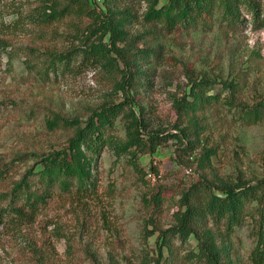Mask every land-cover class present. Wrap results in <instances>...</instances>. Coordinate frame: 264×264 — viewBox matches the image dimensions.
<instances>
[{"label": "rangeland", "instance_id": "1", "mask_svg": "<svg viewBox=\"0 0 264 264\" xmlns=\"http://www.w3.org/2000/svg\"><path fill=\"white\" fill-rule=\"evenodd\" d=\"M50 6L59 15L46 20L41 11ZM147 6L148 0H0V40L11 54L8 60L0 50V164L8 163L0 191L36 155L67 146L73 127L51 124L52 118L81 124L92 110L119 103L123 111L108 134L124 137L131 110L143 139L161 137L152 152L137 153L139 171L128 155L103 146L92 195L55 194L32 219L15 226L0 220V264H200L185 256L196 251L192 234L183 242L170 236L158 248L159 231L175 224L181 193L200 179L215 192L264 181V119L244 124L234 111L264 98V30L248 22L226 28L212 19L205 27L165 31L143 19ZM107 20L121 31H110ZM97 43L108 62L81 58ZM57 53L69 56L66 65L45 74ZM204 78L219 99L191 109L185 105L191 81ZM221 83L234 87L220 89ZM230 91L227 108L220 98ZM156 191L161 199L154 203ZM252 206L226 238L216 228L226 250L220 264H254Z\"/></svg>", "mask_w": 264, "mask_h": 264}, {"label": "trees", "instance_id": "2", "mask_svg": "<svg viewBox=\"0 0 264 264\" xmlns=\"http://www.w3.org/2000/svg\"><path fill=\"white\" fill-rule=\"evenodd\" d=\"M41 14L46 20L56 19L59 15L54 6H50L48 12L42 10ZM142 17L145 21L158 23L165 31L205 27L212 19H217L226 28L234 29L237 24L248 22L252 28L264 30V0H164L162 3L148 0ZM106 25L113 31L115 24L112 20H107ZM6 47L7 43L0 40V50L9 60L11 54ZM104 48L99 43L89 44L81 52V58L89 63H99L104 59L106 63L110 56L104 52ZM68 58L63 53L53 54L46 64L45 74L48 70L54 71L59 63L66 65ZM191 83V103H185L187 107L194 109L198 103L206 104L207 101L219 99V92L208 93L212 86L209 80L204 78L192 80ZM220 87L231 90L234 86L221 83ZM233 95L230 91L229 95L224 94L220 98L227 108L233 106ZM121 108L119 103L104 104L92 110L81 124L72 119L52 118L51 124L56 125L61 121L63 125L73 127L67 146L36 155L35 161L18 179L7 183L5 190L0 191V220L15 226L32 219L55 194L78 197L92 195L95 189L94 160L103 146L110 147L116 155H128L131 165L139 171L137 153L152 152L161 137L148 134L143 139L139 129L141 121L131 110L124 124V137L108 134L106 131L111 128L116 115L123 111ZM234 111L241 123L260 122L264 119V98L252 106H239ZM178 132L183 133V129ZM167 137L180 139L175 133H168ZM183 147L191 150L193 144L187 143ZM7 168L8 163L0 164V182L7 175ZM217 191H213L205 180L192 182L181 193L178 210L173 214L175 224L159 231L158 248L161 244L168 245L170 236L175 235L183 242L192 234L196 239V251L186 252L187 261L195 259L200 264H220L222 252L226 250L224 244L216 242L217 235H220L216 228L223 230L222 235L229 234L242 219L246 205L253 203L252 209L257 218L254 220L255 244L251 249V258L254 264H264V181L224 184L217 187ZM151 198L157 203L161 199L160 192H154Z\"/></svg>", "mask_w": 264, "mask_h": 264}]
</instances>
